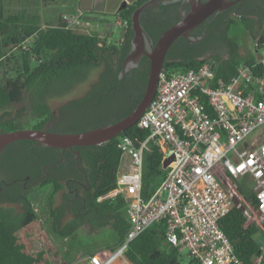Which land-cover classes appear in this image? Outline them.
<instances>
[{"label":"trees","instance_id":"1","mask_svg":"<svg viewBox=\"0 0 264 264\" xmlns=\"http://www.w3.org/2000/svg\"><path fill=\"white\" fill-rule=\"evenodd\" d=\"M145 1L133 0L120 8L116 15L126 19L129 27L122 39L110 43L106 38L104 45H99L102 39L96 31L87 33L65 27L63 23L45 25L38 12L20 11L5 15L0 8V133L24 128L9 116L7 108L20 101L25 91L32 96V111L38 118L31 128L79 132L128 115L142 99L150 71V58L144 55L138 66L122 74L134 37L132 14ZM181 17L178 2L151 3L142 12L141 22L156 42ZM209 22L212 27L206 29L207 38L216 39L221 32L230 47L228 55L199 58L168 54L164 71L172 75L213 60L217 62V75L229 78L236 74L242 62L255 61L254 54L249 57L241 55L238 37L231 32L241 23L253 40L264 44V0L249 5L236 3L224 11L215 12L200 25L208 26ZM179 45L187 47L192 43L181 35L172 47ZM190 49L187 47L186 50ZM95 69H101L98 79L83 96L60 107L54 121L49 99L69 93L76 85L85 82ZM86 112H93V115L83 121ZM48 123L51 125L46 127ZM148 134V130L135 123L102 144L66 148L65 160L76 165L85 183L78 186L77 192L76 184L70 182L59 204L55 195L67 188L64 174L62 178L38 183L26 192H23L18 177L44 174L42 166L51 167L50 164L59 160L65 148L41 145L29 139L7 145L3 155L7 154L11 162L0 174V264H70L74 259L71 246L69 251H62L52 235L71 238L86 224L112 227L110 251L122 244L130 229L126 201L122 195L101 201L98 198L116 187L121 138L129 136L140 146ZM162 160L159 147L149 142L144 149L142 194L146 198L153 194L166 174ZM38 189H49L47 202L51 217L48 228L39 223L31 207V195ZM246 194L258 208L255 195L249 190ZM220 224L243 264H264L261 242L257 239L260 231L256 218H247L235 207ZM165 230L163 222L156 223L138 235L124 252L127 260L132 264H181L178 248L165 244Z\"/></svg>","mask_w":264,"mask_h":264},{"label":"built area","instance_id":"2","mask_svg":"<svg viewBox=\"0 0 264 264\" xmlns=\"http://www.w3.org/2000/svg\"><path fill=\"white\" fill-rule=\"evenodd\" d=\"M114 19L113 24L108 16L83 8L62 15L65 27L96 31L99 45L124 37L129 22L118 15ZM254 55L255 61L242 62L229 78L217 75L213 60L172 75L162 70L156 94L137 122L149 134L140 146L129 136L121 138L116 187L98 198L123 196L130 221L125 241L110 256L78 253L70 264H116L133 239L162 222L165 244L187 250L189 264H243L220 224L235 207L256 218L264 256V44L255 42ZM151 141L163 153L166 174L146 198L144 149ZM167 158L172 160L164 167ZM246 190L255 195L258 208ZM43 206L40 194L31 196L39 223L48 228L50 208ZM52 237L69 251V236Z\"/></svg>","mask_w":264,"mask_h":264},{"label":"water","instance_id":"3","mask_svg":"<svg viewBox=\"0 0 264 264\" xmlns=\"http://www.w3.org/2000/svg\"><path fill=\"white\" fill-rule=\"evenodd\" d=\"M153 1L156 0L145 1L132 14L134 37L131 51L124 61L122 72V74H124L130 69L138 66V60L142 54L150 58L148 83L138 105L128 115L115 122L79 132H55L31 127L1 132L0 154L7 145L22 139L34 140L46 146L68 148L72 146L102 144L122 134L127 128L138 122L139 118L153 100L157 91L159 75L163 70L167 53L173 42L181 35L193 41L196 38L190 34L192 29L200 25L215 12L224 11L239 0H189V11L183 14L179 21L167 28L156 42L153 41L141 22L142 12ZM126 4V2L123 3V6ZM171 160L172 158L165 159L163 162L164 167H166Z\"/></svg>","mask_w":264,"mask_h":264},{"label":"rangeland","instance_id":"4","mask_svg":"<svg viewBox=\"0 0 264 264\" xmlns=\"http://www.w3.org/2000/svg\"><path fill=\"white\" fill-rule=\"evenodd\" d=\"M123 2V0H0V8L3 10L5 15L20 11H27L29 13L38 12L41 15L43 24L56 25L62 23V15L64 13L74 12L80 6L79 8L86 7L87 9H91L88 11L97 15L106 14L110 22L114 24V17L120 9L117 10L116 13L115 10L118 7H121ZM104 22L105 21L103 20L102 23L104 24ZM92 28L98 29L96 28V25L92 26ZM104 29L105 28H100L101 32L104 31ZM113 29L114 27L112 30ZM119 32V30L116 31L114 35L119 36ZM231 35L238 37L240 43V53L243 57H249L255 53L256 40H253L248 30L245 29L241 23L233 27ZM100 71L101 69L93 70L85 82L76 85L69 93L60 97H52L49 99L54 121L58 118L60 107L72 99L83 96L90 88L91 84L98 79ZM7 111L10 112L9 116L15 118L18 122H20V124H23L24 128H30L31 125L38 120L32 111V96L28 91L24 92L23 98L20 101L9 106ZM86 113V118H83V121L93 115V112ZM50 125L51 123H48L46 124V127H49ZM48 191L49 189H38L31 195L38 197L40 194V196L44 199V211L46 210L45 207H49L47 202ZM55 201L57 204L61 202L60 193L55 195ZM112 231L113 230L110 225L105 227H99L91 224L83 225L70 238L69 247L71 246L74 256L72 258L77 259L76 255L78 253L83 256L90 251H99V253L104 257L110 256L114 253V251L109 250V243L113 240ZM257 239L262 242V235L259 234ZM179 260L181 264H189L191 262V258L187 250H184L181 253ZM114 262L116 264H132L126 259V257H119ZM81 263H84V261Z\"/></svg>","mask_w":264,"mask_h":264},{"label":"flooded vegetation","instance_id":"5","mask_svg":"<svg viewBox=\"0 0 264 264\" xmlns=\"http://www.w3.org/2000/svg\"><path fill=\"white\" fill-rule=\"evenodd\" d=\"M255 1L256 0H247V1L246 0H239V1H236L233 5H236V3H240V2L242 4L247 3L249 5V4H254ZM160 2H162V3L178 2L179 3V11H180L181 16H183V14L188 12L190 9L189 0H163V1L162 0H156V1H153L152 3L159 4ZM170 14L172 15V12H170L169 15ZM208 27H212L211 22H209L208 26L198 25L197 27H195L194 29H192L190 31V34L194 38H196L193 41L190 40L192 45L187 46V47L191 48L190 51H187L186 50L187 47H185V46L180 47L181 45H179V47H175V48H173L171 46L167 55L172 54L176 57H182V56L188 54L190 56L199 57V58L204 57V56H213V55H219V54H223L224 56L228 55L227 52H228L230 47L228 46V43L221 36V32H219V35L216 36V39H208L207 38L208 31L206 30ZM143 56H144V54H142V56L139 58L138 65L140 64ZM133 66H130V67H133ZM3 153H4V150L0 154L1 158H2L0 161V174L2 173L3 167L10 164V162H11L10 158H8V155L7 154L3 155ZM66 154H67V150L65 148L63 153L61 154V157L59 158V160L52 162V164H50L51 167L55 166L54 168H51L48 165L44 164L42 166V170H43L44 174H39L37 176V175L31 173V174H27L24 178L18 177L19 182L22 183L21 185H22V190H24L23 192H26V191L32 189L38 183L44 182L48 179L62 178L63 174L65 177H67V179L64 180V185L67 188H63L57 192V194L58 193L61 194V200H62V197L64 196V194L66 192V189H68V186H70L69 185L70 182H73L76 184L75 190L78 192V190H79L78 186H83L85 182L79 176V172L77 170L76 165L65 160ZM43 158H45V157H43ZM49 158L50 157H47L46 159H49ZM64 170H66V172H64ZM69 190H71V189H69ZM7 204H9V203H7ZM17 207H19L18 204H17Z\"/></svg>","mask_w":264,"mask_h":264},{"label":"crops","instance_id":"6","mask_svg":"<svg viewBox=\"0 0 264 264\" xmlns=\"http://www.w3.org/2000/svg\"><path fill=\"white\" fill-rule=\"evenodd\" d=\"M123 1H124L123 3H125V2H126V3H130V2H132L133 0H123ZM122 6H123V4H122ZM122 6H121V7H122ZM79 7H80V6H79ZM79 7H78V8H79ZM121 7H118V8L115 10V13H116V11L119 10ZM83 9H85V10H91V9H87L86 7H84ZM94 12H95V11H94ZM95 13H96V12H95ZM115 13H114V14H115ZM96 15H97V14H96ZM100 15H105V16H107L106 14H100Z\"/></svg>","mask_w":264,"mask_h":264}]
</instances>
